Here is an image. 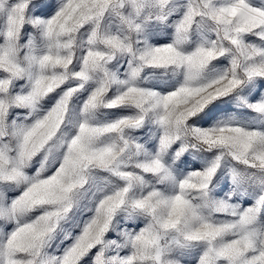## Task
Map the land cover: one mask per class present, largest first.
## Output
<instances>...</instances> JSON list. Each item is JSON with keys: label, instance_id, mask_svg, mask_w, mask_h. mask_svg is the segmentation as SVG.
<instances>
[{"label": "snow or ice", "instance_id": "1", "mask_svg": "<svg viewBox=\"0 0 264 264\" xmlns=\"http://www.w3.org/2000/svg\"><path fill=\"white\" fill-rule=\"evenodd\" d=\"M0 264H264V0H0Z\"/></svg>", "mask_w": 264, "mask_h": 264}]
</instances>
